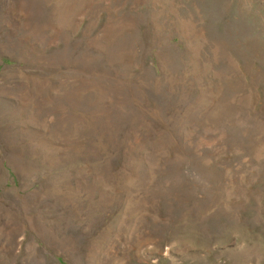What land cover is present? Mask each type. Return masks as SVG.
<instances>
[{
	"label": "rangeland",
	"instance_id": "obj_1",
	"mask_svg": "<svg viewBox=\"0 0 264 264\" xmlns=\"http://www.w3.org/2000/svg\"><path fill=\"white\" fill-rule=\"evenodd\" d=\"M0 264H264V0H0Z\"/></svg>",
	"mask_w": 264,
	"mask_h": 264
}]
</instances>
